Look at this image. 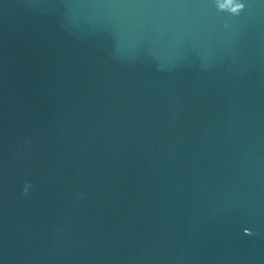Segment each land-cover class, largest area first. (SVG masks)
<instances>
[{"label":"water","instance_id":"water-1","mask_svg":"<svg viewBox=\"0 0 264 264\" xmlns=\"http://www.w3.org/2000/svg\"><path fill=\"white\" fill-rule=\"evenodd\" d=\"M0 264H264V0H0Z\"/></svg>","mask_w":264,"mask_h":264},{"label":"clouds","instance_id":"clouds-1","mask_svg":"<svg viewBox=\"0 0 264 264\" xmlns=\"http://www.w3.org/2000/svg\"><path fill=\"white\" fill-rule=\"evenodd\" d=\"M241 7H242V5H237L236 8H233L232 9V11L235 12V11H237ZM29 187H31V185H29V184H25L24 185L23 194H25V195L27 194Z\"/></svg>","mask_w":264,"mask_h":264}]
</instances>
